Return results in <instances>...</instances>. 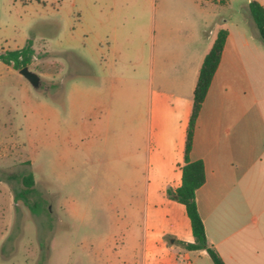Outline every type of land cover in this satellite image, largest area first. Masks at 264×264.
Segmentation results:
<instances>
[{"label": "rangeland", "instance_id": "rangeland-1", "mask_svg": "<svg viewBox=\"0 0 264 264\" xmlns=\"http://www.w3.org/2000/svg\"><path fill=\"white\" fill-rule=\"evenodd\" d=\"M250 1L0 0V53L32 39L41 79L0 61V264H141L179 36L186 66L222 19L258 32ZM29 172L35 212L16 199Z\"/></svg>", "mask_w": 264, "mask_h": 264}, {"label": "crops", "instance_id": "crops-1", "mask_svg": "<svg viewBox=\"0 0 264 264\" xmlns=\"http://www.w3.org/2000/svg\"><path fill=\"white\" fill-rule=\"evenodd\" d=\"M223 22L230 20L217 22L186 66L179 36V74L171 80L176 90L170 94L175 109L158 115L156 175L145 188L141 264H214L206 249L185 246L195 240L191 221L185 205L168 190L182 184L190 96L194 98L201 65L221 28L229 35L197 118L190 153L191 160L204 162L206 171L196 201L209 244L226 264H264V75L259 55L264 44L259 31L241 38ZM149 151L151 155V147ZM166 168L170 176L163 180Z\"/></svg>", "mask_w": 264, "mask_h": 264}, {"label": "trees", "instance_id": "trees-1", "mask_svg": "<svg viewBox=\"0 0 264 264\" xmlns=\"http://www.w3.org/2000/svg\"><path fill=\"white\" fill-rule=\"evenodd\" d=\"M249 9L260 37L264 41V5L257 0H251L249 3ZM228 35L229 30L226 28H221L218 31L216 39L201 65L194 90L193 107L186 133L184 165L182 166V184L176 190H168V194L171 198L185 205L187 215L191 221L195 240L192 243H185V246L190 250L206 249L214 264L226 263L219 252L209 244L205 224L196 201V191L206 181L205 165L202 160H191L190 153L193 148L197 118L221 61V56ZM34 54L35 49L33 47V41L32 39H29L26 45L20 49L7 50L0 53V61L20 70L32 62ZM22 183L25 187L16 192V199L21 198L24 203L35 212L38 204L33 203L30 199V194L35 185L34 173L29 172L24 175L22 177Z\"/></svg>", "mask_w": 264, "mask_h": 264}, {"label": "water", "instance_id": "water-1", "mask_svg": "<svg viewBox=\"0 0 264 264\" xmlns=\"http://www.w3.org/2000/svg\"><path fill=\"white\" fill-rule=\"evenodd\" d=\"M19 71L22 75L27 77L35 87H39L41 85L40 76L36 72L30 70L28 66L23 67Z\"/></svg>", "mask_w": 264, "mask_h": 264}, {"label": "built area", "instance_id": "built-area-1", "mask_svg": "<svg viewBox=\"0 0 264 264\" xmlns=\"http://www.w3.org/2000/svg\"><path fill=\"white\" fill-rule=\"evenodd\" d=\"M184 264H189V262H185Z\"/></svg>", "mask_w": 264, "mask_h": 264}]
</instances>
